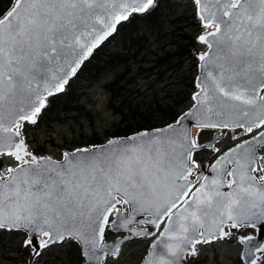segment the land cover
Listing matches in <instances>:
<instances>
[{
    "label": "snow or ice",
    "instance_id": "1",
    "mask_svg": "<svg viewBox=\"0 0 264 264\" xmlns=\"http://www.w3.org/2000/svg\"><path fill=\"white\" fill-rule=\"evenodd\" d=\"M193 3L206 51L195 53L201 75L191 107L161 129L73 147L60 161L30 150L25 125L37 126L48 98L64 92L93 50L157 0H7L0 8V157L11 161H0V231L24 236L32 264L67 241L85 264H102L120 247L104 243L106 229L158 233L147 264H179L197 255V244L234 235L248 246L247 264H257L264 252V174L257 175L264 173V0ZM192 127L223 130L233 144L223 152L199 144ZM209 148L218 154L212 178L197 171L196 154Z\"/></svg>",
    "mask_w": 264,
    "mask_h": 264
},
{
    "label": "trees",
    "instance_id": "2",
    "mask_svg": "<svg viewBox=\"0 0 264 264\" xmlns=\"http://www.w3.org/2000/svg\"><path fill=\"white\" fill-rule=\"evenodd\" d=\"M6 4L7 0H0V8ZM180 6L187 8L186 19L190 25H182L174 17L175 20L168 29L164 23L165 18L172 16L169 11ZM201 32V23L196 16L193 0H157V5L147 13L130 18V23L122 29L118 27L116 33L93 51L65 87L70 88L76 80L89 83L101 76L107 79L104 88L108 92V104L117 116L113 123L116 128L110 136L128 135L142 129L165 126L176 113L189 106L196 90L194 82L198 58L195 53L204 50V45L196 37ZM153 34L158 37L154 46L149 48L148 35ZM185 63L189 77L187 82L183 80L179 85L183 91L169 88L168 84L165 85L167 88L162 95L160 91L152 89L162 82L166 73H174V68L182 67ZM139 77L152 80L144 91H128L132 80ZM75 101L70 91L49 97L39 119L46 114L52 118L59 107L67 111L75 109L76 106L70 104ZM93 141L94 138H89L88 144L94 143ZM198 142H201L199 138ZM71 246L80 256L77 245L72 242Z\"/></svg>",
    "mask_w": 264,
    "mask_h": 264
},
{
    "label": "rangeland",
    "instance_id": "3",
    "mask_svg": "<svg viewBox=\"0 0 264 264\" xmlns=\"http://www.w3.org/2000/svg\"><path fill=\"white\" fill-rule=\"evenodd\" d=\"M186 12L187 8L184 6L169 11L172 16L165 18L164 21L168 29H170L171 23L175 20L174 17L180 20L182 25L189 26L190 22L186 19ZM157 37V34L148 35L147 46L149 48L154 46ZM203 48V51H205L206 46L204 45ZM173 72L166 73L162 78V82L153 86L152 89L160 91L161 94L167 88L165 85L168 84L169 88L178 89V92L183 91L179 88V85L183 80L185 82L188 81L189 71L186 63L182 67L174 68ZM106 80L104 76L89 83L77 82L76 80L71 84V87H74L73 89L69 88V86L65 87L64 92H72L76 101L70 104L75 105L76 108L67 111L59 107L57 112L52 115V118L48 114L40 119L38 118L37 126L25 125V135L26 139L30 141V150L39 157H51L59 160L63 151H68L73 147L105 142L116 128L113 123L117 118L108 104V92L104 88ZM151 80V78L142 77L132 80L128 91H134L135 89H139L140 92L144 91ZM190 104H192V100L189 106ZM214 131L215 129H205L203 132L196 130L193 136L198 137L200 141H206L212 138ZM219 133L223 134V130H220ZM91 137L94 138V143L88 144V140ZM232 144L233 141L224 136V138L215 143L214 147L220 148L221 152H223ZM259 151L261 155H264V147L259 148ZM215 155L218 154L211 148L208 150L201 149L196 154L198 162L201 164V168L197 169V171L202 169L203 163H211ZM0 161L5 166L11 163L7 157H0ZM261 174L257 173V175ZM137 219H140V217H137ZM151 229L149 226L148 230L151 231ZM241 231L252 230L241 229ZM124 235V232L116 233L106 229L104 242L114 241ZM152 239L153 236L130 237L121 245L118 256H108L104 264H140V261L148 251ZM23 240V235L0 231V264H23L28 261L32 264L29 260V249L22 247ZM71 245L72 242L67 241L63 244L51 246L40 257L35 259V264H81V257L77 255L76 249L72 248L73 246ZM242 249L243 245L237 242L235 235L228 240L201 243L196 245L197 255H187L185 260V257L182 259L181 264H246L242 259ZM257 256L259 257L257 264H264V252L257 253Z\"/></svg>",
    "mask_w": 264,
    "mask_h": 264
},
{
    "label": "water",
    "instance_id": "4",
    "mask_svg": "<svg viewBox=\"0 0 264 264\" xmlns=\"http://www.w3.org/2000/svg\"><path fill=\"white\" fill-rule=\"evenodd\" d=\"M102 44V43H101ZM95 50V49H94ZM93 50V51H94ZM93 53V52H92ZM90 57V56H89ZM88 57V58H89ZM200 63V62H199ZM198 63V64H199ZM201 75V69L200 68H198V72H197V76H196V79H197V77H199ZM72 78V77H71ZM70 78V79H71ZM69 79V80H70ZM196 81V80H195ZM262 96H264V92L262 93ZM191 107V106H190ZM189 107V108H190ZM188 108V109H189ZM187 109V110H188ZM164 126H161V127H155V128H151V129H144V130H139V131H137V132H133V133H131V134H128V135H119V137H131V136H133V135H135V134H137V133H143V132H152V131H155V130H157V129H161V128H163ZM191 131H192V128H191ZM223 136L224 135H222V134H220L219 133V130L217 129L215 132H214V134H213V136H212V138L210 139V140H207L205 143H203L202 145H205V146H207V145H209V144H211V145H215V143L216 142H218V141H220L222 138H223ZM104 143V142H103ZM103 143H101V144H103ZM96 145H100V144H96ZM53 159V158H52ZM54 161H60V160H56V159H53ZM214 164V160L210 163V164H208L207 162H205V163H203V165H202V169L200 170V171H203L204 172V175H207V176H209V178H212V177H214L215 175H216V173H214L213 171H212V165ZM204 165H208V167L206 168V169H204L203 168V166ZM262 174H264V173H262ZM224 191H228V189L227 188H225L224 189ZM128 213V212H127ZM129 214V213H128ZM127 214V215H128ZM137 217H140L139 215L137 216ZM136 217V218H137ZM151 227V226H150ZM162 227H163V225H162ZM151 231H153V229L151 230ZM121 232H125L124 230H121ZM154 236V238L152 239V241H151V243H150V246H149V249H148V252H147V254L143 257V259L141 260V262H140V264H147V261L149 260V259H153V257H152V248H151V245L155 242V240H156V238H157V235H153ZM129 237L127 236V233L125 232V236L124 237H119V238H117L115 241H109V242H107V243H105L106 245H112V244H118L119 246H121L122 245V243H121V240H123V241H125V240H127ZM79 247V246H78ZM247 245H244L243 244V251H242V258H243V261L247 264V261H248V257L245 255V253H246V251H247ZM119 249H120V247H119ZM79 250H80V254H81V249H80V247H79ZM108 255H111V254H108ZM257 255V254H256ZM107 256V255H106ZM106 256H104L103 257V259H102V264L104 263V261H105V258H106ZM81 257H82V264H85V258L81 255ZM182 261V260H181ZM181 261L179 262V264H181Z\"/></svg>",
    "mask_w": 264,
    "mask_h": 264
},
{
    "label": "bare ground",
    "instance_id": "5",
    "mask_svg": "<svg viewBox=\"0 0 264 264\" xmlns=\"http://www.w3.org/2000/svg\"><path fill=\"white\" fill-rule=\"evenodd\" d=\"M196 129H197L196 127H192V133H194V132L196 131ZM197 130H198V129H197ZM196 133H197V132H196ZM186 256H187V255H186ZM186 256H185V257H186Z\"/></svg>",
    "mask_w": 264,
    "mask_h": 264
},
{
    "label": "flooded vegetation",
    "instance_id": "6",
    "mask_svg": "<svg viewBox=\"0 0 264 264\" xmlns=\"http://www.w3.org/2000/svg\"><path fill=\"white\" fill-rule=\"evenodd\" d=\"M262 94V93H261ZM187 258V256L184 258V260ZM184 262V261H183Z\"/></svg>",
    "mask_w": 264,
    "mask_h": 264
}]
</instances>
